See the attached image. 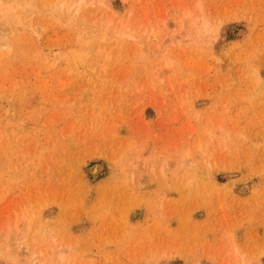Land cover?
Returning a JSON list of instances; mask_svg holds the SVG:
<instances>
[{
    "label": "rangeland",
    "instance_id": "1",
    "mask_svg": "<svg viewBox=\"0 0 264 264\" xmlns=\"http://www.w3.org/2000/svg\"><path fill=\"white\" fill-rule=\"evenodd\" d=\"M79 1L0 0V264H264V0Z\"/></svg>",
    "mask_w": 264,
    "mask_h": 264
},
{
    "label": "bare ground",
    "instance_id": "2",
    "mask_svg": "<svg viewBox=\"0 0 264 264\" xmlns=\"http://www.w3.org/2000/svg\"><path fill=\"white\" fill-rule=\"evenodd\" d=\"M78 1H79V0H78ZM82 1H83V0H82ZM82 1L80 0L79 2L82 3ZM101 1H102V0H101ZM101 1H100V3H101ZM104 1H105V0H104ZM104 1H102V2H104ZM79 2H77V3H79ZM77 3H76V5H78ZM81 3H79V4H81ZM89 4H90V3H89ZM91 4H92V3H91ZM91 4H90V5H91ZM98 4H99V3H98ZM85 6H86V5H85ZM87 6H88V3H87ZM93 6H94V5H93ZM110 7H111V6H110ZM76 12H79V11L76 10Z\"/></svg>",
    "mask_w": 264,
    "mask_h": 264
}]
</instances>
